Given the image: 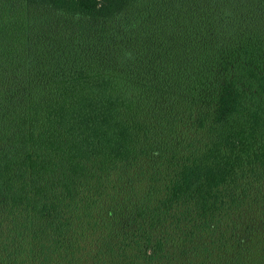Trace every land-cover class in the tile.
Listing matches in <instances>:
<instances>
[{
	"label": "trees",
	"instance_id": "16d2710c",
	"mask_svg": "<svg viewBox=\"0 0 264 264\" xmlns=\"http://www.w3.org/2000/svg\"><path fill=\"white\" fill-rule=\"evenodd\" d=\"M0 264H264V0H0Z\"/></svg>",
	"mask_w": 264,
	"mask_h": 264
}]
</instances>
